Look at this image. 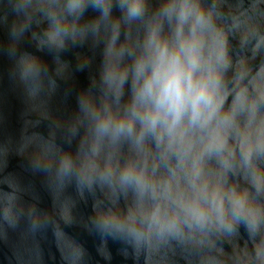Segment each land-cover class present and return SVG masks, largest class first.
Returning a JSON list of instances; mask_svg holds the SVG:
<instances>
[{
    "label": "water",
    "instance_id": "obj_1",
    "mask_svg": "<svg viewBox=\"0 0 264 264\" xmlns=\"http://www.w3.org/2000/svg\"><path fill=\"white\" fill-rule=\"evenodd\" d=\"M65 2L26 0L17 11L21 0H0V264H262L242 223L229 233L181 214L171 233L154 225L153 205L175 193H141L120 176L125 167L143 168L149 183H158L169 175L168 162L157 165L150 138L137 145L134 137L112 140L97 133L100 120L109 113L121 116L131 97L130 75L119 99L102 80L113 23L120 21L117 47L135 55L166 0H146L144 15L132 20L118 0H112L108 18L89 5L78 20L60 12ZM199 3L227 32L233 66L246 57L255 73L264 63V0ZM53 12L76 25L62 47L45 36ZM163 35H169L167 21ZM131 63L126 52L122 66ZM259 107L264 114V101ZM65 156L72 160L67 171ZM204 172L225 190L248 188L264 208V193H256L242 169L224 172L212 158ZM181 186L187 189L183 181Z\"/></svg>",
    "mask_w": 264,
    "mask_h": 264
},
{
    "label": "clouds",
    "instance_id": "obj_2",
    "mask_svg": "<svg viewBox=\"0 0 264 264\" xmlns=\"http://www.w3.org/2000/svg\"><path fill=\"white\" fill-rule=\"evenodd\" d=\"M25 4L26 0H21L16 10ZM89 5L104 18L110 16L112 0H66L60 12L78 20ZM118 7L129 20L137 19L146 11V0H118ZM51 18L45 36L62 47L64 35L76 25H69L67 16L57 12ZM164 21L169 25L168 36L163 35ZM119 35L120 21L116 20L102 80L119 99L130 75L131 97L121 116L109 113L100 120L97 133L112 140L134 137L137 145L150 138L158 153L157 165L161 160L168 162L169 173L166 179L150 184L143 168L137 171L128 166L121 181L135 183L141 193L150 191L154 197L161 191L175 193L174 198L158 200L150 212L152 223L169 233L176 229L181 214L201 227L215 224L229 233L242 223L256 257L264 264V208L250 198L248 188L225 190L219 182L213 185L204 172L206 159L215 158L224 172L242 169L256 193H264V114L259 107L264 101V63L255 73L246 57L237 59L233 66L227 32L199 0H166L161 4L135 55L125 45L117 47ZM254 47L258 49V44ZM126 52L132 63L122 66ZM81 103L89 110L88 97ZM91 151L98 154V143H93ZM71 166V158L65 156L63 169ZM9 212L6 206V219Z\"/></svg>",
    "mask_w": 264,
    "mask_h": 264
}]
</instances>
